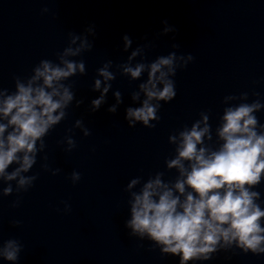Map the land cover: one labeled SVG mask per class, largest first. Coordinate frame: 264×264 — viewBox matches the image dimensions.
<instances>
[{
	"label": "water",
	"instance_id": "95a60500",
	"mask_svg": "<svg viewBox=\"0 0 264 264\" xmlns=\"http://www.w3.org/2000/svg\"><path fill=\"white\" fill-rule=\"evenodd\" d=\"M44 8L48 12H42ZM165 27L174 31L165 34ZM87 28L94 32L88 35L93 48L73 58L83 59L86 74L66 82H74L75 100L83 103L76 107L74 100L67 118L44 138L47 147L27 174L39 177L19 194L18 207H11L17 194L3 196L6 185L0 182V243L20 241L23 250L16 264H179V257H161L158 248L149 250L150 241L129 235L124 189L132 178L146 181L157 171L165 172L166 181L174 180L176 170L167 171L164 164L174 155L169 135L191 127L202 111L210 112L211 143L218 146L215 128L225 96L247 92L251 103L256 99L252 93L258 92L264 103V0H0V88L14 92L15 77L26 80L43 59L57 62L56 54L68 46V34H86ZM124 35L133 40L127 52ZM172 44L180 47L173 49ZM140 45L148 46L149 61L172 51L194 57L177 70V95L161 102L155 129L141 124L129 128L124 119L127 107L139 106L131 92L146 80V73L130 82L113 67L117 75L107 103L96 112L90 109L91 100L100 94L92 91L97 69L107 60L114 65L125 62ZM116 90L123 103L111 114L107 108L115 103ZM256 115L264 124V109ZM76 120L83 121L89 136L74 127ZM66 135L76 142L71 152L65 151L66 143H58ZM44 155L50 169L61 170L57 175L41 168ZM73 171L81 174L76 184L70 179ZM255 190L264 200V182ZM65 203L69 212L64 211ZM14 220L21 224L14 227ZM0 264L12 262L0 258ZM196 264H264V254L221 251Z\"/></svg>",
	"mask_w": 264,
	"mask_h": 264
},
{
	"label": "clouds",
	"instance_id": "9594fccd",
	"mask_svg": "<svg viewBox=\"0 0 264 264\" xmlns=\"http://www.w3.org/2000/svg\"><path fill=\"white\" fill-rule=\"evenodd\" d=\"M163 23L167 25L166 20ZM163 31L166 34L174 29L165 27ZM85 33L68 34V46L56 54L57 62L43 59L26 80L15 77L14 92L0 88V182L6 185L2 188L3 196L17 194L11 204L13 208L20 204L19 194L32 188L39 177V173L27 174L37 164L38 154L47 147L44 138L67 118V110L75 100L74 82H66L77 74H86L83 59H73L93 48L88 39V35H94L92 28L85 29ZM123 42V50L127 52L133 40L124 35ZM147 47L137 46L123 63L114 65L107 60L97 69L92 91L100 94L90 102L92 112L107 103L117 72L130 82L141 80L146 73V80L131 92V100L139 106L127 107L124 119L129 128L137 124L156 128L161 119L158 115L161 102L169 103L177 95L174 80L177 70L186 68L194 57L172 51L149 61ZM179 47L172 44L173 49ZM113 67L117 72L111 70ZM252 95L256 99L251 103L247 92L223 98L226 106L215 128L218 146L211 143L210 112H200V119L191 127L185 125L169 135L174 155L166 157L164 164L167 171L176 170L174 180L166 181L165 172L157 171L146 181L142 176L129 181L124 189L129 206L124 227L131 237L150 241L149 250L158 248L161 257H179V264L209 261L221 251L235 254L236 249L244 254H264V200L261 192L255 190L264 182V124L256 115L264 109V103L260 93ZM113 97L115 103L107 111L116 114L123 103L121 91H114ZM82 103L83 100H75L76 107ZM74 127L85 137L91 134L82 120H76ZM58 143H66L67 152L76 147L70 135ZM41 159L45 161L41 164L44 171H51L52 175L61 171L49 168L47 155ZM70 179L76 184L81 174L73 171ZM70 210L65 203L64 211ZM11 223L18 227L21 221ZM22 250L19 240L9 238L0 243V258L16 264Z\"/></svg>",
	"mask_w": 264,
	"mask_h": 264
}]
</instances>
